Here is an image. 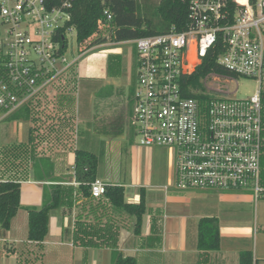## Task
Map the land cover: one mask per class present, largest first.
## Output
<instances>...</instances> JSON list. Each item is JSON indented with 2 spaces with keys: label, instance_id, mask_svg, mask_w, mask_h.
Segmentation results:
<instances>
[{
  "label": "built area",
  "instance_id": "2783aa9c",
  "mask_svg": "<svg viewBox=\"0 0 264 264\" xmlns=\"http://www.w3.org/2000/svg\"><path fill=\"white\" fill-rule=\"evenodd\" d=\"M75 0H0V126L53 91L79 87L82 56L69 59L66 36ZM181 32L139 38L131 126L139 147H162L175 160L179 191L264 195V0H190ZM114 16L104 10V22ZM103 27V26H102ZM77 33V32H76ZM221 42L224 73L210 72L192 88L188 78ZM254 80L256 92L233 98L228 88ZM108 184L95 180L92 198ZM252 264H264L253 258Z\"/></svg>",
  "mask_w": 264,
  "mask_h": 264
},
{
  "label": "crops",
  "instance_id": "0c3cea01",
  "mask_svg": "<svg viewBox=\"0 0 264 264\" xmlns=\"http://www.w3.org/2000/svg\"><path fill=\"white\" fill-rule=\"evenodd\" d=\"M114 43L122 46L133 43V41H113L103 45H115ZM100 46L91 49L89 53H94L95 49ZM134 51L133 83L131 87L129 86L130 89L123 86L120 81L122 59L115 56L117 54L113 55L109 69L106 70L103 63L105 57L96 55L95 58L103 64L101 69L90 65L86 71L79 68L78 72L79 96L80 99L82 97L87 99L84 109L78 107V95L75 99V96L71 94L72 92L67 93L62 89H57L51 95L45 97L43 103H40L42 107H45V110L37 119L32 117L37 113L33 114L27 108H24L21 112L25 111L27 113L28 110L30 119L34 120L30 140L17 144L0 143V182L14 180L21 185L20 210L26 214V219H28L27 208L40 209L46 195L53 194L55 187L63 188L66 193L64 204L53 210L50 215V222L55 220L57 223L58 228L55 230L56 235H54L56 239H64V234L67 232H65V225L69 217L74 219V239V227L77 217L88 212V208L85 209L87 199L79 194V185L75 175L77 151L83 150L95 154L88 149L87 134L93 133L98 137L109 129H112V133L115 132L117 135L122 134L121 119L125 110L124 104L127 107V102L129 105V120L132 116L138 69L136 47ZM98 111L104 112L106 119H109V122L104 124L108 126L106 129H93L90 126L91 115L96 112V117H99ZM26 113L24 116H26ZM10 118L5 122L11 123L21 120H10ZM96 121L104 123L103 119ZM130 148L131 154L136 158L137 173L139 154L141 153L152 156V153L155 152L154 156L159 157L162 152L169 153L170 151L173 158L164 161L163 158L159 157L163 159V162L154 164L152 162L154 170L151 174H148L144 181L133 168L132 175H135V181H133L135 184L117 183L116 181L119 178L104 169L102 170L98 159L97 180H101L109 186L124 188L125 197L129 189H137L138 194L133 200L126 201L125 198V201L130 204H138L141 195H144L147 213L143 218V226L145 223L147 224L148 232L144 236L142 230L140 235L135 232L134 234L141 238V247L146 250L147 254L181 256L187 252L185 232L191 226L194 230L196 226V252L198 258L201 259V264H209L211 254L217 252L224 259L223 264H239L240 254L244 251L252 252L253 258L264 260V233H261L260 230L264 227V202L259 201L264 200V198L256 200L250 192L179 191L174 186L175 160L170 149L162 147L135 148L132 145ZM151 181H159L162 186L158 188L157 184ZM68 193L69 196H67ZM160 199L163 201L162 206H160ZM110 213H112L111 223L119 226V243L121 232L119 215L117 214L123 212L111 210ZM205 218L218 220L221 236L220 248L209 253H205L198 248L199 223ZM42 244L45 245L47 242H42ZM205 258L206 262L204 263Z\"/></svg>",
  "mask_w": 264,
  "mask_h": 264
},
{
  "label": "trees",
  "instance_id": "16d2710c",
  "mask_svg": "<svg viewBox=\"0 0 264 264\" xmlns=\"http://www.w3.org/2000/svg\"><path fill=\"white\" fill-rule=\"evenodd\" d=\"M189 5L190 0H161L158 5L146 4L145 8L142 7L140 0H75L72 24L76 27L78 44L83 46L81 54L108 43L106 38L100 36L102 26L106 25L104 22L105 9H109L114 16L110 24L113 28L111 40L127 42L142 37L185 30L189 21ZM221 47V42L218 41L208 52L202 64L188 78V83L192 88L200 87V80L210 72H225L217 64L218 56L222 52ZM26 108L29 111L32 110L30 106ZM22 111L12 116L10 120L22 118L29 120V111L21 113ZM25 113L26 116H24ZM97 168L98 158L95 154L83 150L77 151L75 175L79 185V194L87 199L85 209L88 208V212L77 217L74 227V243L84 248L106 246L115 249L118 246L119 226L111 223V210L134 217L136 219L134 232L140 235L143 218L147 213L145 197L142 194L138 204H130L125 201L124 188L109 186L106 194L99 200L92 198L90 185L97 180ZM262 186L264 188V146ZM53 191V194L46 195L40 209L27 208L28 240L31 242L42 243L46 240L49 235L51 212L64 204L66 193L63 188L55 187ZM20 208L21 185L14 180L0 182V226L9 229ZM220 244L218 220L202 219L198 231L199 250L209 253L218 250ZM205 261L206 258L203 262ZM252 261V252H241L239 264H252ZM114 264H137V261L134 257L120 253L115 258Z\"/></svg>",
  "mask_w": 264,
  "mask_h": 264
},
{
  "label": "rangeland",
  "instance_id": "374dc122",
  "mask_svg": "<svg viewBox=\"0 0 264 264\" xmlns=\"http://www.w3.org/2000/svg\"><path fill=\"white\" fill-rule=\"evenodd\" d=\"M161 0H140L142 7L145 8L146 4L149 6L158 5ZM149 17V15H147ZM113 35V28L110 25H105L101 28L100 36L107 39L108 43H112L111 37ZM66 54L71 60L73 58H78L81 55V50L83 46L77 42V33L74 31L66 36ZM103 45L95 49L94 53L86 52L76 68L77 73L79 68L82 70H87V67L92 65L101 69L103 66L95 57L96 55L104 56L105 62L104 66L106 70L109 69L110 60L113 55L120 57L122 59V71H121V84L123 86L131 87L133 83V64L135 62L133 43H127V45ZM91 52V51H90ZM112 61V60H111ZM79 75V73H78ZM132 81L130 82V80ZM239 84L236 85L232 83L229 85L231 92H236L233 98L242 99L252 96L257 90V83L254 80L240 78ZM136 86V85H135ZM129 87V89H130ZM80 87L76 89L74 84L70 83L68 85L67 93H71L73 96L78 95L77 102L78 107L82 109L85 108V103L87 102L86 97L80 99ZM130 94V93H129ZM128 100V99H127ZM43 103V102H42ZM124 104V113L122 120L123 133L115 134L112 133V129L107 130L103 135L95 136L93 133H88L86 140L88 141L89 148L93 151L101 164L102 170L108 171V173L113 174L118 177L117 183H129L135 184V175H132V170L137 173V163L134 155L131 154V145L139 147L135 138L134 130L130 126L129 120V105L127 102V107ZM33 114L37 113L34 118L38 116L45 110L40 104L36 107H31ZM99 117H96V112H94L89 120L90 126L95 129H106L108 126L104 125L109 122L106 119L104 112H99ZM115 114V112H114ZM101 117V118H100ZM103 119L104 123L96 121ZM105 127H103L102 126ZM34 126V120L23 118L16 122H4L0 126V143L1 144H17L21 142H27L31 138V129ZM92 130V129H91ZM147 156L146 153L139 154V169L138 173L141 179L144 181L148 174H151L154 170V163L163 162L165 160L173 159L172 154L169 151L162 152L159 157ZM154 156V157H153ZM151 170V171H149ZM137 173V174H138ZM125 177V178H124ZM124 178V179H123ZM132 180V181H130ZM142 181V182H143ZM159 188V181H151ZM132 190V191H131ZM162 192L160 190H157ZM138 194L137 189H129L126 194V201L133 200ZM264 202V200H259ZM160 206H162L163 201L160 199ZM26 214L19 210L16 218L13 220L12 226L9 229H4L0 226V264H114L115 258L123 253L125 256H132L137 260V264H201L200 257L197 255V228L195 226L194 230L192 226L189 230L185 232V243L187 252L181 256L174 255H154L147 254L146 250L141 247V238L134 234L135 228V218L123 213H118V220L120 225V240L118 246L113 249L111 247L100 246V247H90L84 248L80 245L74 243L73 239V221L72 217L67 218L64 239H56L55 230L58 228L55 220H51L49 227V237L46 238L44 242L47 244L31 242L28 240V230L29 221L26 219ZM193 223V221H191ZM261 233H264V227ZM148 232V226L145 223L142 229V235L144 236ZM189 233V239H188ZM194 234V235H193ZM53 235V236H52ZM193 235V237H192ZM49 243V244H48ZM224 259L219 253H212L209 264H223ZM206 262V261H205ZM204 262V263H205Z\"/></svg>",
  "mask_w": 264,
  "mask_h": 264
}]
</instances>
